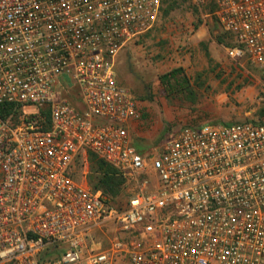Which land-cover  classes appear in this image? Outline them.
<instances>
[{
    "label": "built area",
    "instance_id": "built-area-1",
    "mask_svg": "<svg viewBox=\"0 0 264 264\" xmlns=\"http://www.w3.org/2000/svg\"><path fill=\"white\" fill-rule=\"evenodd\" d=\"M163 1L0 0V264H264V121L134 145L115 64ZM211 2L229 58L264 71V0ZM88 154L130 185L124 206Z\"/></svg>",
    "mask_w": 264,
    "mask_h": 264
},
{
    "label": "rangeland",
    "instance_id": "rangeland-1",
    "mask_svg": "<svg viewBox=\"0 0 264 264\" xmlns=\"http://www.w3.org/2000/svg\"><path fill=\"white\" fill-rule=\"evenodd\" d=\"M212 10L211 0H164L151 30L117 56V79L141 115L130 133L143 153H159L184 125L264 121V71L229 58L230 40ZM174 70L172 85L164 86L161 77ZM118 195L123 204L130 185L123 182Z\"/></svg>",
    "mask_w": 264,
    "mask_h": 264
},
{
    "label": "trees",
    "instance_id": "trees-1",
    "mask_svg": "<svg viewBox=\"0 0 264 264\" xmlns=\"http://www.w3.org/2000/svg\"><path fill=\"white\" fill-rule=\"evenodd\" d=\"M176 73H177V70H174L171 73H169V76L163 75L161 77L162 83H163V78L166 77L163 83L164 86L167 87V86L172 85V80L174 79V76ZM7 112H8L7 109H3L1 111V113L3 114ZM139 151L142 152L141 150ZM88 162H89V169H90V174L88 176V182L91 185V187L95 190H100L101 193L106 198H108L109 201L113 205L119 208L124 206L127 200L123 204H119L116 201V197L119 196L118 194L124 182L123 178L119 174H117V172L110 165L106 164L100 159H97L93 154H88Z\"/></svg>",
    "mask_w": 264,
    "mask_h": 264
}]
</instances>
